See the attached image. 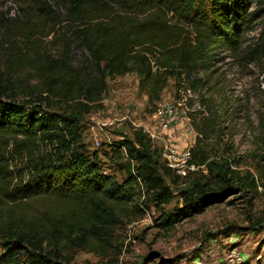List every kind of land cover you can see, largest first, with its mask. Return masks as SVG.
Returning <instances> with one entry per match:
<instances>
[{"label": "trees", "instance_id": "trees-1", "mask_svg": "<svg viewBox=\"0 0 264 264\" xmlns=\"http://www.w3.org/2000/svg\"><path fill=\"white\" fill-rule=\"evenodd\" d=\"M53 1L38 2L34 21L26 22L28 30L51 34L54 50L27 44L3 63L7 72L30 68L36 83L22 99L0 93V264H69L75 249L102 254L120 216L144 214L141 190L156 206L173 198L162 174L172 177V184L180 176L159 163L140 127L117 144L127 160L122 183L103 172L97 155L87 150L78 116L102 107L107 77L136 72L139 89L156 105L169 77L191 79L192 88L204 86L206 79L196 75H207L223 51L264 70V25L257 42L242 49L243 34L256 16L249 11L251 0ZM50 98L61 112L51 109ZM200 141L197 137L190 147V162L197 167L190 173L206 168L210 177L191 180L172 211L161 208L162 227L203 211L225 191L236 190V182L254 184L250 174L238 177L229 166L213 173ZM132 183L137 197L131 185L124 187ZM35 198L47 199L48 207L31 212L13 206Z\"/></svg>", "mask_w": 264, "mask_h": 264}, {"label": "rangeland", "instance_id": "rangeland-1", "mask_svg": "<svg viewBox=\"0 0 264 264\" xmlns=\"http://www.w3.org/2000/svg\"><path fill=\"white\" fill-rule=\"evenodd\" d=\"M41 1L0 0V93L4 98L16 95L22 99L36 83L28 67L7 72L3 63L10 54H22L27 44L40 51L54 50L49 42L51 34L44 37L28 30L26 21H34L36 5ZM47 1L54 5L53 0ZM249 11H256V16L243 34L242 49L257 42L264 25V0H251ZM26 35H30L28 40ZM75 55L79 59L77 52ZM220 56L223 59L213 62L207 75H196L206 79L204 86L192 88L191 79L169 77L156 105H150L147 93L139 89L136 72L107 77L102 107L78 116L82 140L89 153L97 155L101 170L122 183L128 176L127 160L118 150V142L131 137L133 127L152 125L159 105L185 98L187 119L169 127L161 134L162 139L152 140L159 163L165 159V143L182 150L200 137V146L209 154L207 167L213 173L229 166L238 177L250 174L254 184L242 187L234 181L236 190L225 191L203 211L165 228L159 225L161 208L172 211L181 201L180 190H188L194 178L210 176L206 168L202 172L187 171L172 184L173 178L161 173L173 190L168 204L156 206L141 190L142 202L138 203L144 214L120 216L121 222L105 252L97 255L75 249L69 264H160L166 259H174L177 264H212L226 263L230 255L243 259L238 264H264V70L256 62L232 58L228 51ZM50 100L51 109L61 112L63 108L55 99ZM212 104L213 112L208 109ZM128 186L137 197L134 183L124 187ZM48 205L43 198L13 204L31 212Z\"/></svg>", "mask_w": 264, "mask_h": 264}, {"label": "built area", "instance_id": "built-area-1", "mask_svg": "<svg viewBox=\"0 0 264 264\" xmlns=\"http://www.w3.org/2000/svg\"><path fill=\"white\" fill-rule=\"evenodd\" d=\"M185 98H178L173 103H166L156 107L153 114L152 125H142L140 128L142 131L150 137L151 140L158 138L162 139L161 134L169 127L182 122L187 119V112L189 107L187 106ZM167 142V141H166ZM166 150L164 153L165 165L174 171L177 175L183 176L187 171L195 170L197 167L190 162L191 151L190 146L179 150L173 144L169 142L165 143ZM243 259L236 255H230L229 261L226 263H212V264H238Z\"/></svg>", "mask_w": 264, "mask_h": 264}, {"label": "crops", "instance_id": "crops-1", "mask_svg": "<svg viewBox=\"0 0 264 264\" xmlns=\"http://www.w3.org/2000/svg\"><path fill=\"white\" fill-rule=\"evenodd\" d=\"M180 126H181V124H178V125L176 126V127H178V128H177L178 131H179V127H180ZM177 130H176V131H177Z\"/></svg>", "mask_w": 264, "mask_h": 264}]
</instances>
